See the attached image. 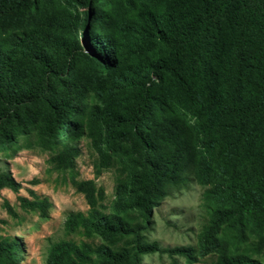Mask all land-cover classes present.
Listing matches in <instances>:
<instances>
[{"label":"trees","instance_id":"obj_1","mask_svg":"<svg viewBox=\"0 0 264 264\" xmlns=\"http://www.w3.org/2000/svg\"><path fill=\"white\" fill-rule=\"evenodd\" d=\"M82 138L95 175L114 169V197L72 180L88 209L63 230L78 239L51 242L44 264H264V0H0V148L72 170ZM191 182L197 245L149 241L153 209ZM3 187L20 188L8 170ZM29 193L19 207L44 217L48 198ZM22 251L0 236V264Z\"/></svg>","mask_w":264,"mask_h":264},{"label":"rangeland","instance_id":"obj_2","mask_svg":"<svg viewBox=\"0 0 264 264\" xmlns=\"http://www.w3.org/2000/svg\"><path fill=\"white\" fill-rule=\"evenodd\" d=\"M20 142V141H19ZM80 154L75 159L72 170H55L48 162L49 153L38 147H17L15 150L0 148V171L8 170L15 181L20 183L17 192L3 187L0 189V236H17L22 241L23 251L17 264H44L48 245L61 238L78 239L76 235H66L63 221L68 212L88 209L82 192L75 189L72 180L93 179L97 188L103 190V203L109 204L114 197L115 171L103 169L94 174L96 153L88 138L80 141ZM36 180V183H30ZM29 190L39 197H47L51 203L44 217L24 211L18 205L17 196L31 199ZM203 188L191 182L188 186L162 200L152 211L151 230L147 233L149 241L160 247L196 246L198 231L204 215L200 207ZM7 201L17 213L9 216L4 208ZM90 241L92 239H85ZM97 242V240H95ZM212 256L187 263L183 257L153 253L142 257L143 264H211Z\"/></svg>","mask_w":264,"mask_h":264}]
</instances>
